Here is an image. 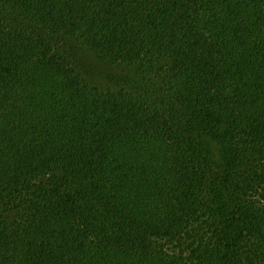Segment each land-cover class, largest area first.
I'll list each match as a JSON object with an SVG mask.
<instances>
[{"label":"trees","instance_id":"1","mask_svg":"<svg viewBox=\"0 0 264 264\" xmlns=\"http://www.w3.org/2000/svg\"><path fill=\"white\" fill-rule=\"evenodd\" d=\"M0 264H264V0H0Z\"/></svg>","mask_w":264,"mask_h":264}]
</instances>
